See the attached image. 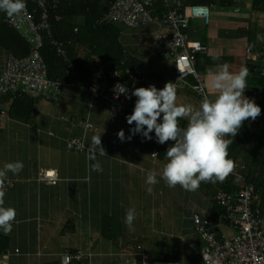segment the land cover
I'll return each instance as SVG.
<instances>
[{
    "label": "crops",
    "instance_id": "0c3cea01",
    "mask_svg": "<svg viewBox=\"0 0 264 264\" xmlns=\"http://www.w3.org/2000/svg\"><path fill=\"white\" fill-rule=\"evenodd\" d=\"M221 9L246 16L212 20L210 10L209 25L196 19L187 29L189 39L206 47L199 53L202 61L197 67L205 70L211 99L218 95L213 87L216 71L212 66L226 58L231 60L234 56L246 55L250 44V2L238 0L233 6H219L217 10ZM6 16L0 11V26ZM154 16L156 20L146 26L131 29L118 25L120 47L112 40L102 48L97 41L84 35L69 42L80 85L64 84L57 102L41 100L36 103L28 122L11 117L0 121V169L17 160L24 164L18 175L7 173V179L16 184L4 196L3 206L16 209L17 224L6 234L8 254L0 253V264H62L68 249L76 252L74 255L81 254L80 257L82 252L89 253V261L72 258L71 264H144L143 255L134 247L137 245H141L154 261L163 263L168 260L156 259L158 245L161 241L166 245L172 240L180 249V264H204L200 255L204 242L192 228L191 214L217 215L218 208L208 199L212 187L207 185L204 192L201 182L196 191H186L180 185L169 187L158 176L159 183L152 186L149 193L147 172L151 169L162 172L167 161L155 162L152 156L142 153L137 143L147 140L141 135L121 142L117 133L124 130L128 136L134 125H129L126 118L113 115L108 103L94 99L86 87L100 64L106 63L110 69L117 67L113 63L120 49L147 73L155 75L154 85L158 89H163L169 81L174 83V60L153 48L155 33L163 30L164 15L156 13ZM223 21L226 23L221 27L213 24ZM73 23L81 27L87 22L79 17ZM58 34L64 37L61 31ZM106 36H101L98 43H105ZM7 54V48L0 43V77L5 70ZM259 58L255 50L254 61ZM250 83L247 78V84ZM246 96L254 99L257 105L263 102L252 94ZM131 101L136 102V97L132 96ZM191 103L199 107L195 95L177 90V104ZM12 104V99H0V105L9 110ZM95 137H102L107 155H98ZM73 138H81L86 150L82 153L71 151L68 141ZM94 153L102 165V172L91 168L95 161L89 157ZM40 168L57 170L59 183L51 186L39 182ZM130 207L138 212L134 231L124 223L125 212ZM70 224L73 231L64 234V228ZM227 229L234 233L229 227ZM95 235H102L104 239Z\"/></svg>",
    "mask_w": 264,
    "mask_h": 264
},
{
    "label": "built area",
    "instance_id": "2783aa9c",
    "mask_svg": "<svg viewBox=\"0 0 264 264\" xmlns=\"http://www.w3.org/2000/svg\"><path fill=\"white\" fill-rule=\"evenodd\" d=\"M62 1L65 0L48 2L37 0L33 10L26 2L24 12L7 19L10 26L20 31L29 41L32 48L31 53L23 58L16 57L12 52L8 53L5 70L0 77V99L5 96L16 97L24 93L36 103L41 100L57 102L64 84H74L51 79L48 65L41 53L46 41L53 40L49 11ZM157 2L164 4L165 13L161 23L163 30L155 33L153 48L157 52L163 51L166 58L174 60L176 64L174 83L181 90L188 85L187 78L190 74L198 70L197 54L206 50L200 42L189 39L187 29L190 22L196 19L209 25L210 10L218 9L217 4L191 5L187 0H116L111 9L97 20L96 26L125 25L131 29L146 26L156 20L150 13L149 7ZM54 43L58 47L59 55L67 58L64 43L61 41ZM256 48L257 45L251 43L246 50L247 57L252 61L255 60ZM125 74L131 79L130 85L121 81ZM248 79L251 83L247 84L244 94H252L253 97L264 102V71L260 75L253 73ZM154 83V74L147 73L140 65L128 66L124 61L120 66L112 69L106 63L100 64L86 87L94 99L100 98L108 103L113 115L125 119L132 114L135 106V102L128 98L131 92L135 88L148 87ZM192 87L195 90L197 88L195 84ZM205 96L211 99L207 89L198 95L199 104ZM0 116L10 119V115L8 116L5 110L0 111ZM255 121L260 122L261 129H264V112ZM68 148L80 153L86 150L81 138L69 140ZM154 158L156 162L159 161V156ZM241 169H245V165L236 164L233 173L230 174L235 176L241 187L237 188V185L232 183L233 186L229 189L225 185L226 180L214 183L211 196L219 207L217 215L203 217L202 213L194 212L191 216L192 228L201 235L205 244L200 253L204 264H264L263 213L255 205V185L246 181ZM38 181L56 186L60 181L59 172L55 169L40 168ZM15 184L12 179L4 181L5 195L15 187ZM16 224L17 220L13 227ZM228 227L234 228V233L228 231ZM135 248L143 255L144 264H180L171 261L163 263L154 261L141 245ZM75 256L80 258L81 254ZM72 258L73 253L68 249L62 264H71Z\"/></svg>",
    "mask_w": 264,
    "mask_h": 264
},
{
    "label": "clouds",
    "instance_id": "9594fccd",
    "mask_svg": "<svg viewBox=\"0 0 264 264\" xmlns=\"http://www.w3.org/2000/svg\"><path fill=\"white\" fill-rule=\"evenodd\" d=\"M26 9V0H0V11L12 18ZM219 71L213 74V87L218 95L215 99L205 96L195 107L192 104H177V85L167 82L163 89L154 84L135 88L128 96L136 97L132 114L126 117L130 135L120 130L117 136L121 142L131 141L141 135L148 141L153 139L163 145L173 142L166 151V163L162 172L151 169L147 172L148 191L163 179L169 187L180 185L186 191H196L201 182H223L235 169V163L229 158L228 148L232 143L226 137H236L245 121H255L261 115V108L255 100L244 93L250 70L242 67L239 72L229 71V65H219ZM188 119L186 127H181L180 120ZM94 144L99 149L98 155H107L102 147V137H95ZM97 154L89 157L94 171L103 168L96 159ZM158 156L157 153L152 154ZM24 168L22 161L6 163L0 169V229L5 234L12 231L16 222L17 211L14 207H4L3 191L7 173L18 175ZM138 217L135 207L125 212L124 223L134 231V222Z\"/></svg>",
    "mask_w": 264,
    "mask_h": 264
},
{
    "label": "trees",
    "instance_id": "16d2710c",
    "mask_svg": "<svg viewBox=\"0 0 264 264\" xmlns=\"http://www.w3.org/2000/svg\"><path fill=\"white\" fill-rule=\"evenodd\" d=\"M50 1V0H45ZM238 0H187L188 4L191 5H201L210 6L212 4H217L221 7H230L234 5V2ZM251 4L250 11V27L248 31L250 44L254 43L257 45L256 50L260 54L259 63L264 66V0H247ZM28 7L33 10L37 0H26ZM116 0H65L59 3L57 6L52 7L49 11V21L53 26V40L48 39L42 49V55L49 68V77L53 80H60L64 83L73 82L76 85H80L79 73L74 72L73 68V56L72 47L68 45L74 39L81 36L91 37L93 41H97L96 44L104 48V44L108 45L109 41H115L120 47L118 40L119 28L118 25L101 24L96 26L97 20H99L105 13H107L111 7L114 5ZM150 13L154 16L158 13L161 17L165 13L164 4L161 2L155 3L153 6L149 7ZM84 18L87 22L85 26L77 27V23H73L77 18ZM6 16L5 20L0 26V43L7 48L8 53L12 52L16 57L23 58L31 53L32 45L29 41L22 35L20 31L10 26ZM156 18V17H155ZM78 29V30H77ZM77 30V34L75 31ZM64 34V37L59 36V32ZM107 34L105 43L102 45L98 43L100 37ZM260 34V35H259ZM261 37V40L260 38ZM61 41L65 45L67 51V58L62 57L58 53V47L54 42ZM8 55V54H7ZM202 54H197V65L199 66L200 56ZM131 59L133 57L125 56L123 50L118 51V59L115 60L113 64L120 66L122 62H127V65H140L133 62ZM199 71L205 72L203 68L197 67ZM93 79V78H92ZM122 82L126 84H131V79L128 75H124L121 79ZM91 80L86 83L87 85ZM7 99H12L13 104L9 110L10 117L21 122H28L33 111L35 109L36 102L27 94L21 93L16 97L5 96L2 97ZM261 113L264 112V102L260 105ZM254 122L251 119L244 122L242 128L239 130V134L236 137H229L232 140L228 148L229 158L232 159L238 165H245V169H241L245 176V179L249 183L255 185V205L264 212V129H258L255 125L250 126L249 123ZM188 121L183 119L180 120L181 127H186ZM154 146L150 147L149 142L137 143L140 146L141 152L152 156L153 153H157L159 160L166 161L165 154L167 148L173 143L171 141L161 145L156 142L155 135L153 137ZM227 183L225 185L232 187V183L237 185V188L241 187V184L235 178V176L229 175L226 179ZM219 182V181H217ZM215 182V183H217ZM209 183V182H202ZM222 184L223 183H219ZM213 188V187H212ZM212 188L210 193H212ZM209 193V192H208ZM213 198V197H212ZM216 209L218 207L216 201L214 200ZM203 217H210L208 215H203ZM73 231L72 224L64 228L63 233L67 234ZM195 232V231H194ZM196 233V232H195ZM199 237L201 235L199 233ZM8 241L7 235L4 231L0 230V253L6 254L7 249L5 248V241ZM205 245V244H204ZM73 255L76 252L72 251ZM158 255L156 259L158 260H168L171 262L180 261V249L176 241L172 240L170 243L164 245L162 241L158 245ZM201 255V254H200ZM202 259V257H201ZM203 261V259H202ZM204 263V262H203Z\"/></svg>",
    "mask_w": 264,
    "mask_h": 264
},
{
    "label": "rangeland",
    "instance_id": "374dc122",
    "mask_svg": "<svg viewBox=\"0 0 264 264\" xmlns=\"http://www.w3.org/2000/svg\"><path fill=\"white\" fill-rule=\"evenodd\" d=\"M211 14H212V20L215 18H225V19H238V18H242L244 16H246L245 13H243L242 15H238L233 11H228L225 9H221V10H217V9H213L211 8ZM225 21L223 22H213L214 25L216 26H224L225 25ZM172 61V60H170ZM259 61V60H258ZM257 61V62H258ZM255 61L250 60L247 55H241V56H234L231 60H228L227 58L224 59V61H222L221 63H217L214 64L212 67L214 68V70L217 72L219 71V65H222L224 63H227L230 67H229V71L233 72V73H237L239 72V70L242 67H247L250 70V74L248 77H250L253 73H255L256 75H260L262 71H264V66L260 65L259 63H257ZM254 67V68H253ZM187 83L188 85L184 88L177 89L178 91H182V92H191L193 95H195L198 98V95L201 94L203 91H205V89H207V82H206V75L204 72L197 70L196 73H191L189 78H187ZM193 84L196 85V90L193 89ZM208 90V89H207ZM193 106L198 107L196 104L191 103ZM5 110L8 114V116L10 115L9 109L7 107H3L0 105V111ZM183 120H185L183 118ZM0 121H5V117L0 116ZM188 121V120H185ZM250 126H256L258 129L256 130H261V123L260 122H251L249 123ZM155 134H152V136L154 137ZM227 139L229 137H226ZM149 142V146L152 147L154 146V140L152 139ZM153 157V156H152ZM153 160L155 161V158L153 157ZM156 162V161H155ZM207 185L213 187L214 183L210 182V183H203L201 186V190L202 191H206L207 189ZM14 188L10 189L7 194L12 191ZM208 199H210L211 203L213 204L214 199L211 196V193L209 191L208 193ZM194 214V212L191 214V216ZM230 230H233L234 228L229 227ZM99 232V231H98ZM96 238H101L104 239V237L102 235H95ZM136 247V246H134ZM73 259H76L77 261H89V253H85L82 252V258H78L75 255H73Z\"/></svg>",
    "mask_w": 264,
    "mask_h": 264
}]
</instances>
